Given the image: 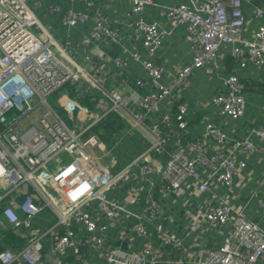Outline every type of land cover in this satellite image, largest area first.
Listing matches in <instances>:
<instances>
[{
  "label": "built area",
  "instance_id": "built-area-1",
  "mask_svg": "<svg viewBox=\"0 0 264 264\" xmlns=\"http://www.w3.org/2000/svg\"><path fill=\"white\" fill-rule=\"evenodd\" d=\"M79 1L92 6L90 0ZM107 1H127L137 16L133 32L147 55L142 64L148 79H139L136 85L144 88L149 82L155 91L149 90L139 100L140 112L135 107L128 109L127 100L115 90L104 91L110 102L101 110L81 106L66 94L58 96V104L71 119L69 125L47 98L78 77L92 79L49 34L40 31L34 11L41 5L39 1L31 5L29 0H0V230L22 227L30 232L33 219L43 209H50L55 216L51 227L35 234L22 249L0 250V264H44L41 249L47 234L55 238L58 252L70 248L77 260L91 251L100 263L119 264L122 251L107 242L109 229L129 243L136 236L144 240L142 248L135 251L142 264H171L170 255L182 246L175 230L165 226L176 221V215L171 214L174 208L170 209L167 201L172 195L183 199V213L190 223L184 227L185 236L203 226L220 232L219 243L206 247L198 264H257L264 258V227L248 218L246 200L234 201L232 188L236 185L237 192L241 191L248 176V158L264 152L254 143L255 138L264 140V127L252 128L246 137H235L212 120H205L201 134L190 140L185 139L187 121L182 104H177L174 124L167 116L158 118L157 108L174 86L161 82L164 67L154 61L167 31L141 17L154 1ZM247 1L196 0L192 5L180 3L161 9L171 28L185 25L194 49L191 62L177 70L174 84L186 83L192 71L212 63L220 49H225L240 68L264 67V24L252 38L243 36V3ZM253 13L264 17V9L258 5ZM63 18L70 27L84 19L72 9ZM116 34L97 19L91 37L83 38L82 44L94 48L105 60L90 40H113ZM132 57L137 59L139 54L133 52ZM221 86L212 103L218 115L235 121L246 108L244 84L237 74L230 73L221 77ZM115 109L124 110L149 144L112 170L114 158L105 164L103 156H94L100 140L91 128ZM171 137L173 143L169 142ZM221 188L225 191L219 192ZM119 189L124 190L122 199L111 195ZM17 194L22 200L14 199ZM191 195L200 199L191 201ZM260 206L264 213V199ZM129 220L133 222L129 224ZM154 237L168 251L160 259L154 255Z\"/></svg>",
  "mask_w": 264,
  "mask_h": 264
},
{
  "label": "crops",
  "instance_id": "crops-1",
  "mask_svg": "<svg viewBox=\"0 0 264 264\" xmlns=\"http://www.w3.org/2000/svg\"><path fill=\"white\" fill-rule=\"evenodd\" d=\"M35 1L41 3L34 10L41 25L40 31L44 30L49 34L56 44L65 49L68 58L80 66L92 79L87 81L82 76L78 77L75 81L69 83L74 95H71L70 90H67V88H64L65 90L62 93L74 99L81 106L101 110L108 106L110 102H108L104 91L115 90L127 100L128 109L135 107L140 112L141 108L137 106V103L142 97L146 96L149 90L154 92L155 88L149 82L144 88H139L136 85L137 80L148 79L142 64L147 55L141 45L140 37H136L133 32L138 18L131 12L130 4L127 1L109 2L107 0H90L92 6L89 7L79 0H29V3L32 5ZM153 1L154 5L146 6L141 17L145 21L155 22L160 29L167 31L161 47L154 56V61L164 67L165 73L161 82L166 85L173 84L174 86L173 91L160 102L156 111L157 117L161 119L167 116L174 124L173 116L176 113L177 104H182L185 107V120L187 121L185 139L190 140L201 134L205 120H212L227 134L235 137H246L252 128L264 127V67L256 68L248 65L245 68H240L225 49H220L213 62L194 69L191 75L187 77L186 83L174 84L177 70L191 62L194 49L187 39L185 25L178 24L176 27L171 28L161 14V9L164 6L180 3L192 5L196 0ZM256 5L264 9V0H249L243 3V14L246 21L243 36L247 39L252 38L254 31L261 24H264V17L255 16L253 13V8ZM69 9H72L75 15L84 17L74 27L68 26L63 18L64 13ZM97 19H101L104 24L117 32L113 40L108 38L90 40V45H95L97 49L104 53L105 60L99 58L94 48L85 47L82 44L83 38L91 37L94 22ZM133 52L139 54L137 59L132 57ZM115 60H119L120 64H117ZM230 73L237 74L242 80L244 84L243 95L246 100L244 115L235 121L218 115L217 107L212 103V98L222 89L221 77ZM75 96L86 98L91 106L77 101ZM60 109L71 122L68 113L61 106ZM111 111L119 113L118 116L125 121L129 129L136 132L141 139L146 140V136L142 131L132 126L130 117L126 113L123 114L124 110L115 109ZM72 116L76 117V110L72 112ZM126 117H129V120ZM169 142L173 143V137L170 138ZM254 143L256 146L264 148V140L255 138ZM100 145L103 147L102 141H100ZM103 149L106 152L108 151L106 145ZM140 151L135 152L136 154L133 153L129 159L135 157ZM107 154L102 158L104 162L103 159L106 157L105 164H108L107 161L110 160ZM245 171L248 172V176L245 178V184L242 187L240 185L241 191L237 192L238 186L236 185L232 188V194L236 195L234 201L243 203L246 200L248 218L259 222L264 227V222H262L264 213H262L260 206V201L264 199V182H261L262 177H264V152L252 154L247 160ZM236 182L237 179L234 184ZM253 190H255V193ZM218 191L223 192L225 190L221 188ZM111 195L122 199L124 190L113 191ZM157 197L160 200L162 199L161 196L157 195ZM14 199L17 201L22 200V196L17 194ZM197 199H200V197L190 196L191 201ZM167 201L169 208H174L171 214L176 215V221L172 224H166V222L164 224L167 228L175 230L182 239L181 248L172 256L170 255L171 264H198L197 260L204 256V249L219 243L221 240L220 232L216 228L211 229L203 226L196 228L189 236H185L184 227L188 228L190 223L183 213L182 196L172 195ZM196 205L197 202L193 207ZM54 222L55 216L51 210L43 209L33 219V228L30 232L20 227L11 229L7 235L3 230H0V250L4 248H10L13 251L22 249L35 234L47 231ZM132 222L133 220L128 221L129 224ZM128 241L127 238H119L113 229H109L107 242L117 246L122 251L119 264L129 262L142 264L141 260L136 257L137 253L135 251L142 248L144 240L136 236L131 243ZM42 243L41 256L44 264H104L100 263L91 251L84 252L83 260H77L70 248L65 252H58L55 246L56 240L54 237L52 239L49 234L43 238ZM152 244L157 259L164 257L165 253L168 252L158 245V240L155 237L152 239ZM148 257L150 255L147 258L145 257L147 261ZM153 264L163 263L159 261ZM257 264H264V258Z\"/></svg>",
  "mask_w": 264,
  "mask_h": 264
},
{
  "label": "trees",
  "instance_id": "trees-1",
  "mask_svg": "<svg viewBox=\"0 0 264 264\" xmlns=\"http://www.w3.org/2000/svg\"><path fill=\"white\" fill-rule=\"evenodd\" d=\"M69 83H66L61 89L67 88V90H70L69 93L74 95V91ZM75 97L77 101L91 106V103L86 98L80 96ZM118 115L119 113L117 114V112L109 111L91 128V131L96 134L98 139L105 143L106 147H108L109 152L107 156L115 159V165L117 168L128 162L133 153L138 152L139 150L142 151L149 144V140L147 138L144 140L138 137L137 133L131 131L125 121ZM109 139H112L111 144L108 143ZM120 143H122V145L120 147H116ZM10 230L11 228L8 227L3 231L8 235Z\"/></svg>",
  "mask_w": 264,
  "mask_h": 264
},
{
  "label": "rangeland",
  "instance_id": "rangeland-1",
  "mask_svg": "<svg viewBox=\"0 0 264 264\" xmlns=\"http://www.w3.org/2000/svg\"><path fill=\"white\" fill-rule=\"evenodd\" d=\"M64 90L65 89H60V90L55 91L53 94L48 96L47 101L59 113V115L66 121V123L71 125V122L66 118V116H65L66 114H64L62 112V110L60 109V106H59V104L57 102L58 96H60V97L64 96V94L62 93ZM126 118H128V120H129V117H126ZM131 124H132V122H131ZM108 143L111 144L112 143V139H109ZM103 144H104L103 147H101V145H99V147L95 149L96 150L95 154H94L95 157L101 158L102 156H105L108 153V151L106 152L105 149H103L106 144L105 143H103ZM121 145H122V143L118 144L116 147H120ZM100 148H102V150H100ZM115 168H117L116 165L112 167V170H114Z\"/></svg>",
  "mask_w": 264,
  "mask_h": 264
}]
</instances>
